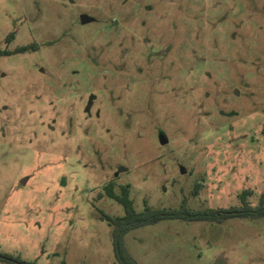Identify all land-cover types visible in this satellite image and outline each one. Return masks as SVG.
Returning a JSON list of instances; mask_svg holds the SVG:
<instances>
[{"label":"rangeland","instance_id":"1","mask_svg":"<svg viewBox=\"0 0 264 264\" xmlns=\"http://www.w3.org/2000/svg\"><path fill=\"white\" fill-rule=\"evenodd\" d=\"M23 46L0 57V255L118 264L108 184L138 213L258 206L264 0H0V50ZM124 245L138 264H264V218L165 220Z\"/></svg>","mask_w":264,"mask_h":264},{"label":"trees","instance_id":"2","mask_svg":"<svg viewBox=\"0 0 264 264\" xmlns=\"http://www.w3.org/2000/svg\"><path fill=\"white\" fill-rule=\"evenodd\" d=\"M31 47L32 46H23L21 48L15 49L13 52L0 50V57L25 53L29 51ZM104 191L107 198L114 200L116 203L121 205L124 210V215L122 217L106 218L109 226L112 228L111 236L113 254L118 264H138L128 253L124 245L125 235L130 231L155 225L161 221L180 220L185 222H207L221 224L228 219L257 220L264 218V196H261L258 206L251 207L246 202L245 195L248 194L246 192L242 193L240 196V207L227 210L206 209L203 211H191L186 207V204L183 201L178 210L152 209L145 204L144 210L138 213L134 210L133 203L129 198L128 187H121L120 193L115 194L112 184H108L104 187ZM0 256L7 259H0V263L2 264H36L35 262H23L7 255ZM8 260H12L13 262H9Z\"/></svg>","mask_w":264,"mask_h":264},{"label":"water","instance_id":"3","mask_svg":"<svg viewBox=\"0 0 264 264\" xmlns=\"http://www.w3.org/2000/svg\"><path fill=\"white\" fill-rule=\"evenodd\" d=\"M79 22H80V24L81 25H86V24H89V23H91V22H93V19H91V18H89V17H87V16H85V15H81L80 17H79ZM159 143L161 144V145H165L166 143H167V140L162 136V135H160L159 136ZM181 173L182 174H184V170L183 169H181ZM24 182L22 181V184H23ZM0 259L1 260H7V259H5L4 257H2V256H0ZM9 262H13L12 260H8ZM16 264H18V263H16Z\"/></svg>","mask_w":264,"mask_h":264}]
</instances>
